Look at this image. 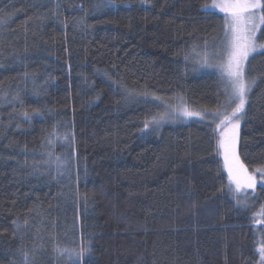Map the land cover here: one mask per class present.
<instances>
[{"label":"trees","instance_id":"1","mask_svg":"<svg viewBox=\"0 0 264 264\" xmlns=\"http://www.w3.org/2000/svg\"><path fill=\"white\" fill-rule=\"evenodd\" d=\"M212 1L0 0V264L21 249L33 264H260L262 177L230 185L212 117L144 128L176 101H226L194 59L224 42ZM248 60L237 151L253 172L264 49Z\"/></svg>","mask_w":264,"mask_h":264},{"label":"snow or ice","instance_id":"2","mask_svg":"<svg viewBox=\"0 0 264 264\" xmlns=\"http://www.w3.org/2000/svg\"><path fill=\"white\" fill-rule=\"evenodd\" d=\"M208 7L205 5L206 9ZM211 8H218L225 14V45L223 51L216 55L220 56L222 60L226 57V61L219 65H213L205 54L202 62L206 67L220 68L226 101L219 104L213 112L205 109L191 111L187 107H181L179 111L184 117L196 116L200 119H204L207 115L212 117V122L215 124L214 131L218 134V154L223 157L229 183L235 185L237 192L242 188L255 190L257 173L262 177L260 186L264 188V168H256L252 173H249L237 151L240 122L244 118L248 94L255 85V80L246 79L245 62L258 48L264 49V45L256 44L257 30L264 25V0H223L221 3H213ZM36 114L39 115V113ZM24 115L28 117V113ZM166 116L167 113L159 118L154 117L151 121H146L144 128L148 129L150 125L158 127ZM64 138L67 140L69 136L66 135ZM72 139L74 140V134ZM85 201H87V197H85ZM257 215H264V209ZM19 227L17 225V229ZM88 250H90V246H83L80 251L75 252V255L81 257ZM20 251L24 258V264H33L29 260V254L23 249ZM57 251H61L63 254L68 250L57 249ZM257 251L260 256V264H264V240H261Z\"/></svg>","mask_w":264,"mask_h":264},{"label":"rangeland","instance_id":"3","mask_svg":"<svg viewBox=\"0 0 264 264\" xmlns=\"http://www.w3.org/2000/svg\"><path fill=\"white\" fill-rule=\"evenodd\" d=\"M221 2H223V0H213L212 3L209 4V7H208V8H210L211 10H214V11H216V12H218V13H222V14H224V13L221 12L218 8H216V9H212V8H211V5H212L213 3H221ZM224 17H225V14H224ZM261 27H262V26H261ZM261 27H260V29H261ZM260 29L257 30L256 36H258ZM256 44L261 45V44L259 43V41H258V37H257V39H256ZM224 45H225V37H224V42L222 43V46H221V47H218V49H216V48L211 49V52H208V53H206V51L196 53V54L194 55V59H195V61H196L197 63L199 62V65L202 66V67H204V68L212 69V67H206V66H204V64H203V62H202L203 59H204V57H205V54H206V55H207V59H208V61H209L210 63H212L213 65H219V64H221V63H224V62L226 61V57L224 58V60H222L220 56L216 55L217 53H221V52L223 51V49H224ZM261 50H263V49H259V48H258L256 52H259V51H261ZM253 54H255V53H253ZM253 54H252V55H253ZM252 55H250L249 58H250ZM249 58H248V59H249ZM248 61H249V60H248ZM248 61L245 62V66H244L245 76H246V79H247V80H249L248 77H247V71H246V67H247V63H248ZM213 68H215V70L217 69V70L221 73L220 68L215 67V66H213ZM221 75H222V74H221ZM181 107H187V108H188L189 110H191V111H198V110L194 109L193 107L191 108L190 106H188V105H187L184 101H182V100H180V101H176L175 103L172 104V106L169 105L168 112H167V116H166V118H165L160 124L165 123V122H171V121H172V122H178V121H181V120L189 121V120H192V119H200L199 117H196V116H193V117H184V116L180 113V111H179V109H180ZM233 107H234V105H233ZM229 110H230V109H229ZM217 123H218V121H217ZM159 126H160V125H159ZM155 127H157V126H155ZM239 129H240V128H239ZM222 159H223V157H222ZM249 173H252V172L249 170ZM258 183H259V180L257 179V184H258ZM234 186H235V185H234ZM250 190H251V189L242 188V189L240 190V192L250 191Z\"/></svg>","mask_w":264,"mask_h":264}]
</instances>
